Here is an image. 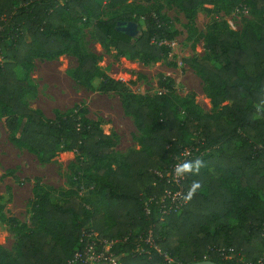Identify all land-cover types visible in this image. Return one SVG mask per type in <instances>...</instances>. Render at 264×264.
Masks as SVG:
<instances>
[{
  "label": "trees",
  "instance_id": "1",
  "mask_svg": "<svg viewBox=\"0 0 264 264\" xmlns=\"http://www.w3.org/2000/svg\"><path fill=\"white\" fill-rule=\"evenodd\" d=\"M170 1L189 15L200 5L221 2L229 11L248 5L259 17L239 34L227 23L209 31L204 47L212 57L186 59L207 83L217 113L201 112L186 100L177 104L173 80L165 75L159 76V94L137 97L123 80L99 68L94 53L80 49L76 23L84 21L105 48L111 44L144 62L159 59L167 51L161 42L173 34L157 13L140 14L145 29L134 38L119 27L140 16L127 11L103 18L97 0H0V118L12 140L38 154L42 163L65 146L85 155V171L96 168V174L89 172L96 183L87 196L80 194L90 183L81 181L84 173L73 176L76 188L61 190L57 201L50 187H36L31 227L13 230L18 237L14 251L0 244V264H71L83 247L81 233L91 229L102 239L121 240L115 246L124 253L120 264H264V153L258 148L264 147V0ZM62 54L77 56L73 76L79 83L89 87L98 78V91L121 97L140 130L139 149L117 161L114 140L99 122L79 113L48 119L25 102L35 88L28 78L33 59ZM186 147L194 152L185 161L199 159L201 167L184 175L181 184L187 193L194 182L199 187L182 208L162 214L156 199L175 189L166 174ZM149 235L160 251L144 241ZM137 244L150 252L134 251ZM220 247L234 251L222 256Z\"/></svg>",
  "mask_w": 264,
  "mask_h": 264
},
{
  "label": "rangeland",
  "instance_id": "2",
  "mask_svg": "<svg viewBox=\"0 0 264 264\" xmlns=\"http://www.w3.org/2000/svg\"><path fill=\"white\" fill-rule=\"evenodd\" d=\"M97 1L102 6L103 18L127 11H133L135 17L151 10L173 34L171 39L165 38L162 42L167 51L161 58L144 62L120 54L111 44L105 48L92 35V26L79 21L76 25L80 49L94 53L101 70L123 80L137 97L147 100L162 91L158 84L159 76H168L173 80L171 96L177 104L186 100L201 112H218L207 93V83L186 59L194 56L211 58L212 54L204 47L205 36L213 29L222 30L223 23L239 34L248 22L258 21L259 17L252 13L248 5L229 11L217 2L200 5L195 14L189 15L170 0H127L119 5L110 0ZM119 28L136 38L145 29L144 17L125 21ZM78 65L79 60L73 54H62L52 60L33 59L28 78L35 88L26 93L24 100L31 108L42 111L48 119L79 113L99 122L103 131L112 136L113 157L119 161L129 151L140 148V130L134 118L125 112L123 100L117 93L97 90L98 78L89 87L74 78ZM164 91L170 93V90ZM80 109L84 110L83 113ZM12 136L5 120L0 118V244L10 251H14L18 240L13 230L20 231L23 225L31 227L36 187H50L52 199L57 201L61 199V190L76 188L75 174L81 176L84 173L81 181L90 182L87 185L84 183L80 191L83 196L89 195L96 183L89 175V172L96 174V168L87 172L81 167V161L86 160L81 152L66 150L64 146L50 162L42 163L38 154L18 146ZM102 163H107V160ZM95 200L98 198L95 197ZM123 255L120 254V257Z\"/></svg>",
  "mask_w": 264,
  "mask_h": 264
},
{
  "label": "built area",
  "instance_id": "3",
  "mask_svg": "<svg viewBox=\"0 0 264 264\" xmlns=\"http://www.w3.org/2000/svg\"><path fill=\"white\" fill-rule=\"evenodd\" d=\"M258 148L263 150L264 153V147L262 145H259ZM193 152V147H186L180 152V155L175 156L176 162L172 165L171 170L166 174L168 181L173 184L175 189L167 190L165 195L163 194L161 197L156 199L160 204L162 214L180 209L186 204L187 200L184 197L187 195V192L181 184L184 176H176L174 168L177 163H182L186 158L193 155ZM127 238L128 237L124 240H127ZM80 241L83 243V247L75 253L73 259L71 260V264H77L78 262L81 264H120L121 257L115 250V246L121 240L102 239L96 230L91 229L89 231L85 230L81 233ZM144 241L149 244L150 248L160 251L151 235L145 238ZM134 251H140L141 253L145 252L148 254L150 249L143 248L140 244H137ZM233 251L234 249L232 247L217 248L218 254L222 256H230ZM167 259L169 262L173 261L170 257H167ZM259 262H261V260H259Z\"/></svg>",
  "mask_w": 264,
  "mask_h": 264
},
{
  "label": "clouds",
  "instance_id": "4",
  "mask_svg": "<svg viewBox=\"0 0 264 264\" xmlns=\"http://www.w3.org/2000/svg\"><path fill=\"white\" fill-rule=\"evenodd\" d=\"M201 167V161L199 159H196L194 161H184L182 163H177L174 168V172L176 176H184L189 173L196 174L199 171V168ZM199 187V184L197 182H194L189 190L187 195L184 197L185 199H189L192 195V193L195 191L196 188Z\"/></svg>",
  "mask_w": 264,
  "mask_h": 264
},
{
  "label": "water",
  "instance_id": "5",
  "mask_svg": "<svg viewBox=\"0 0 264 264\" xmlns=\"http://www.w3.org/2000/svg\"><path fill=\"white\" fill-rule=\"evenodd\" d=\"M191 264H218V263L211 261V260H203V261H198V262H194Z\"/></svg>",
  "mask_w": 264,
  "mask_h": 264
}]
</instances>
